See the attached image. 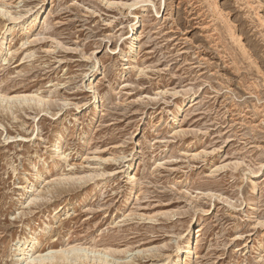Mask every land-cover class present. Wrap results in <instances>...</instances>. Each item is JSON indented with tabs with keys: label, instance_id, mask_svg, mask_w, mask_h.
I'll use <instances>...</instances> for the list:
<instances>
[{
	"label": "rangeland",
	"instance_id": "rangeland-1",
	"mask_svg": "<svg viewBox=\"0 0 264 264\" xmlns=\"http://www.w3.org/2000/svg\"><path fill=\"white\" fill-rule=\"evenodd\" d=\"M259 18L264 0H0V94L42 99L0 104V264L33 231L42 253L264 264Z\"/></svg>",
	"mask_w": 264,
	"mask_h": 264
},
{
	"label": "bare ground",
	"instance_id": "bare-ground-1",
	"mask_svg": "<svg viewBox=\"0 0 264 264\" xmlns=\"http://www.w3.org/2000/svg\"><path fill=\"white\" fill-rule=\"evenodd\" d=\"M37 16H38L37 12L29 16L27 15L24 16L20 14L17 16H11V19L13 20L14 23L12 27H15L20 24L31 25L37 19ZM259 19L263 23L264 20L262 21L261 18ZM134 31H135V25L131 24L130 27L131 43L129 45L130 50L133 49V45H134L133 42ZM38 96L36 95L7 96L0 94V104L2 105L4 103L6 104L8 102H13V101L27 102L30 100L41 102L42 99ZM55 139H56L54 141L55 152H58L56 148L58 145L57 143L59 141V137ZM33 188H34V184L30 182L24 187V189H26V194H27L26 201L28 202V204L34 202L41 196L39 193H36L37 190ZM32 190H35V192L32 195H29L30 192H32ZM41 229L42 230L45 229V226ZM28 235L29 237H23L22 240L18 239L14 244V250H19L20 252L19 255L21 262L18 264H47V263L72 264L74 262L75 264L76 263L77 264H125V262L121 263L119 261L109 259L106 250L93 249V248L88 249L77 245H68L65 247H61L59 249H49L42 253L39 251V249L36 246L37 243L35 238L36 231H33L32 233L29 232ZM191 241H192V235L190 233V230H188L186 234L183 236L182 244L181 245L176 244V250L174 252L175 256L181 255V257L186 258L190 252ZM112 251L115 252L116 250H112ZM166 261H167L166 264H181L180 259L174 261L170 256L166 259Z\"/></svg>",
	"mask_w": 264,
	"mask_h": 264
}]
</instances>
